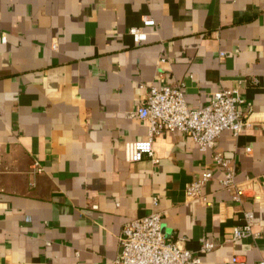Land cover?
I'll return each mask as SVG.
<instances>
[{
  "label": "crops",
  "instance_id": "obj_1",
  "mask_svg": "<svg viewBox=\"0 0 264 264\" xmlns=\"http://www.w3.org/2000/svg\"><path fill=\"white\" fill-rule=\"evenodd\" d=\"M145 17L156 25L137 45ZM179 83L191 109L241 91L247 126L215 150L258 202H235L213 151L178 131L155 138L158 163L126 162L149 87ZM205 171L204 201L188 198ZM154 197L167 242L216 245L201 264L264 259V234L224 243L245 212L264 227V0H0V264H115Z\"/></svg>",
  "mask_w": 264,
  "mask_h": 264
},
{
  "label": "built area",
  "instance_id": "obj_2",
  "mask_svg": "<svg viewBox=\"0 0 264 264\" xmlns=\"http://www.w3.org/2000/svg\"><path fill=\"white\" fill-rule=\"evenodd\" d=\"M156 22L151 17L143 19V27L129 30L137 45L147 41L145 27H154ZM5 40V38H4ZM223 56V53L221 54ZM245 99L237 88L218 90L210 103L199 109L188 105L184 84L151 86L144 101L138 106V118L147 123V136L143 140L130 141L125 145V159L129 164L140 162L149 157L154 163V141L157 136L167 132H181L194 141L202 152L213 151L216 165L224 171L223 187L228 190L235 202L241 203L245 198L258 202L260 194L247 184H238L231 162L224 154L215 150L217 139L224 131H230L235 137L247 126V114L244 109ZM37 167V165H36ZM42 169L37 168L38 172ZM212 178L209 171L188 185L187 196L195 201H204L202 188ZM254 183V182H253ZM248 185H252L250 182ZM159 199L153 198V209L145 217L128 222L122 231L121 251L115 264H201V254L216 248L213 242L202 239L200 253L194 254L180 241L169 243L163 230V215L158 210ZM244 224L232 227L224 238L225 244L242 239H256L264 234L254 230L255 219L252 212H245ZM233 264H248L241 256L232 258ZM256 264H264V259Z\"/></svg>",
  "mask_w": 264,
  "mask_h": 264
}]
</instances>
